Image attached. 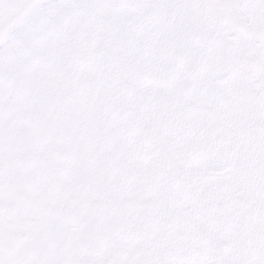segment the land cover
<instances>
[{
  "label": "snow or ice",
  "instance_id": "1",
  "mask_svg": "<svg viewBox=\"0 0 264 264\" xmlns=\"http://www.w3.org/2000/svg\"><path fill=\"white\" fill-rule=\"evenodd\" d=\"M0 264H264V0H0Z\"/></svg>",
  "mask_w": 264,
  "mask_h": 264
}]
</instances>
